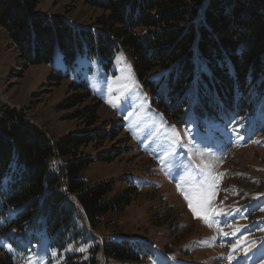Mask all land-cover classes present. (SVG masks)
I'll return each mask as SVG.
<instances>
[{"label": "trees", "instance_id": "16d2710c", "mask_svg": "<svg viewBox=\"0 0 264 264\" xmlns=\"http://www.w3.org/2000/svg\"><path fill=\"white\" fill-rule=\"evenodd\" d=\"M41 1L0 0L1 31L23 69L46 66L51 84L69 82L71 91L81 93L66 100L63 110L86 100L94 106L71 116L84 121L85 130L55 142L24 114L0 107V238L10 251L25 256L42 244L62 253L82 235L76 226L85 225L82 216L95 232L136 194L127 186L112 195L114 181L87 186L81 177L95 162L111 163L109 154L92 157L82 150L112 137L110 130L94 129L101 103L78 72L81 60H96L109 73L115 56L126 53L150 103L172 125L187 123L204 137L236 132L243 138L238 120L256 116L253 141L264 136V0H72L101 12L90 26L38 14ZM156 69L163 74L150 79ZM229 117L234 120L225 122ZM56 158L63 159L58 173ZM83 235L85 253L65 255L64 264H98L99 254L123 264L150 259L147 245L130 238L110 234L100 242L85 229ZM0 253V264L17 263L6 250Z\"/></svg>", "mask_w": 264, "mask_h": 264}, {"label": "rangeland", "instance_id": "374dc122", "mask_svg": "<svg viewBox=\"0 0 264 264\" xmlns=\"http://www.w3.org/2000/svg\"><path fill=\"white\" fill-rule=\"evenodd\" d=\"M36 12L84 26H90L101 13L72 0H42ZM61 58L57 53L59 63ZM21 64L0 29V107L24 114L51 142L85 130L84 121L71 120V116L93 107L91 100L63 110L66 100L81 93L71 91L69 82L51 84L46 66L23 69ZM158 71L148 77L158 78L163 74ZM78 72L88 83L92 98L101 103L94 129L110 130L112 136L97 149L82 150L92 157L109 154L111 163L95 162L81 177L87 186L114 181L112 195L127 186L136 190L130 206L122 213L106 215L102 226L92 230L94 237L102 242L105 235L114 234L110 237L147 245L150 259L137 264H264V136L253 141L259 134L251 131L256 116L238 120L243 138L236 132L230 137H204L198 131L190 132L187 123L179 127L161 118L126 53L115 56L109 73L96 60H81ZM228 120L234 118L225 122ZM212 126L210 122L208 133ZM62 160H53L57 173ZM66 199L74 198L69 195ZM81 221L85 225L76 226L82 235L57 255L42 244L33 251L22 244L19 248L29 251L18 255L2 238L0 251L9 252L16 264H64L65 255L85 253L81 247L86 239L84 229L91 228L83 216ZM18 239H14L17 245ZM21 259L25 262L20 263ZM97 261L123 264L101 254Z\"/></svg>", "mask_w": 264, "mask_h": 264}, {"label": "snow or ice", "instance_id": "6c2138e0", "mask_svg": "<svg viewBox=\"0 0 264 264\" xmlns=\"http://www.w3.org/2000/svg\"><path fill=\"white\" fill-rule=\"evenodd\" d=\"M55 164H56V162L54 161V162H53V165H52V166H53V168L55 167ZM186 198H187V197H186Z\"/></svg>", "mask_w": 264, "mask_h": 264}]
</instances>
